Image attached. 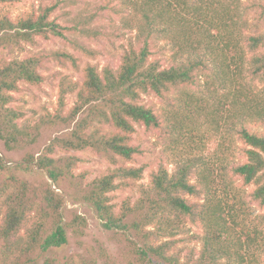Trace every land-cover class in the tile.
<instances>
[{"label":"trees","instance_id":"1","mask_svg":"<svg viewBox=\"0 0 264 264\" xmlns=\"http://www.w3.org/2000/svg\"><path fill=\"white\" fill-rule=\"evenodd\" d=\"M16 1L0 0V7ZM249 1H125L140 16L141 47L125 51L117 69L105 66L100 71L87 63L81 84L62 80L60 108L42 125H65L70 131L53 139L39 156L27 154L25 164L17 165L25 172L30 165L38 167L52 184L43 181L34 187L9 175L0 185V264H37L43 254L68 244L65 201L53 188L63 181L106 229L131 236L127 243L133 261L128 264H264V211L252 209L257 204L264 210V134L248 128L252 122L264 126V0ZM57 8L54 3L16 20L0 14V50L33 45L39 37H64L61 26L51 20ZM90 24V17L76 18L72 31L95 37L98 32L88 28ZM154 36L167 39L168 64L151 60ZM78 48L96 57L94 51ZM41 57L0 64V143L6 151L38 142L41 128L20 126L23 113L10 105L20 84L43 82ZM51 57L78 68V59L66 51ZM73 94L76 102L65 113L66 99ZM144 95L172 107L166 121L177 136H199L196 132L205 120L211 131L220 133L221 158L212 163L191 146L175 162L173 173L164 165L152 172L148 186L139 185L137 201L117 215L111 194L135 188L145 171L127 165L141 153L132 145L136 126L162 125L154 108L142 103ZM232 134L244 145V162L228 165ZM57 148L92 150L114 168L83 183L74 174L81 160L52 157ZM6 164L0 155V173L10 171ZM185 222L201 229L199 236L191 237L201 242L198 254L190 250L183 256L179 248L176 237L188 232ZM64 264L88 263L73 257Z\"/></svg>","mask_w":264,"mask_h":264},{"label":"rangeland","instance_id":"2","mask_svg":"<svg viewBox=\"0 0 264 264\" xmlns=\"http://www.w3.org/2000/svg\"><path fill=\"white\" fill-rule=\"evenodd\" d=\"M126 0H17L13 4L0 7V14L6 13L13 20L34 12L41 7L58 3V8L51 15V20L57 22L64 33V37L51 35L49 38L39 37L33 45L23 43L19 49L10 47L0 50V64L13 60H24L29 57H41L39 74L43 77V82L39 86L30 84H20L19 90L14 92L13 102L10 107L16 108L23 113V118L19 121L20 126L36 128L39 126L40 136L38 142L23 150L6 151L0 143V155L7 161V173H0V185L6 176L14 175L20 181L36 187L41 182L48 180L46 173L34 165H30L28 172L18 169L17 165L25 164L27 154L39 156L49 143L70 131L68 126H54L47 128L43 126V121L50 115L58 112L60 108L59 94L62 80L70 83L83 82V69L87 63L96 65L101 71L105 66L117 69L122 62L125 51L131 46L141 47V42L137 38L139 32L137 26L140 16L131 6L125 5ZM249 1V0H245ZM252 1V0H250ZM249 1V2H250ZM91 18L88 26L93 31H97L95 37H84L72 31L76 18ZM264 26V22H263ZM151 60H161L168 64L171 52L167 47V39L154 36ZM95 52L96 57L84 54L78 46ZM63 50L72 54L78 59V68H74L70 63L60 64L51 57L53 52ZM178 100V95H170ZM142 103L151 106L161 117L160 128H146L143 125L136 126L133 135L132 145L140 150L136 155L132 165L144 167L143 180L133 189H121L112 193L115 206V213L119 215L123 208L129 204L132 206L140 196L139 185L148 186L152 172L156 171L160 165H164L170 173L175 171V162L191 150L195 154L202 155L207 160L216 162L221 154L219 150L220 133L211 131L209 124L202 120L199 136L186 135V139L171 132L170 123L166 121L172 107L161 98L154 95L142 96ZM168 100V99H167ZM76 102L75 94L69 95L66 99V109H71ZM179 105V104H178ZM176 107V104L174 105ZM248 128L254 132L264 134V126L258 123H249ZM231 145L227 151L228 165L237 162H244L242 150L244 145L238 141L237 135L229 136ZM64 156H75L81 161L77 164L74 174L79 176L78 180L89 183L93 179L103 176L111 168H114L102 155L92 151H70L65 152L56 149L52 157L60 158ZM218 157V158H217ZM196 179V178H195ZM194 179V180H195ZM53 188L63 196L64 205L62 213L68 224L69 242L61 248H56L43 254L38 259L37 264H45L49 260L51 264H64L70 258H81L88 264H128L133 261V256L129 253L127 240H132L131 236L121 231H112L104 227L103 221L95 211L86 203L77 201L73 196L74 189L67 182H62L60 188ZM250 187L246 192L252 191ZM246 193V194H248ZM248 200L249 197L246 196ZM252 209L260 210L257 204H252ZM2 219L0 218V221ZM186 234H180L176 238L180 241L179 248L183 250V256L190 250L196 254L200 252L201 242L199 239L191 237L199 236L201 229L185 222Z\"/></svg>","mask_w":264,"mask_h":264}]
</instances>
